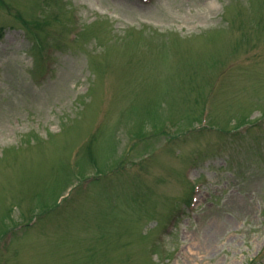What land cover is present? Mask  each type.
Wrapping results in <instances>:
<instances>
[{"label": "rangeland", "instance_id": "obj_1", "mask_svg": "<svg viewBox=\"0 0 264 264\" xmlns=\"http://www.w3.org/2000/svg\"><path fill=\"white\" fill-rule=\"evenodd\" d=\"M0 264H264V0H0Z\"/></svg>", "mask_w": 264, "mask_h": 264}]
</instances>
